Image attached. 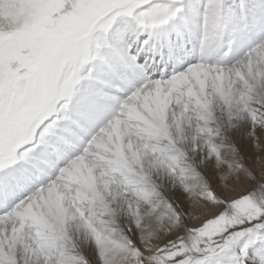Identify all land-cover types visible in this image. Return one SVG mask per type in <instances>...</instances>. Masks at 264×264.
I'll use <instances>...</instances> for the list:
<instances>
[{
    "label": "snow or ice",
    "instance_id": "1",
    "mask_svg": "<svg viewBox=\"0 0 264 264\" xmlns=\"http://www.w3.org/2000/svg\"><path fill=\"white\" fill-rule=\"evenodd\" d=\"M0 264H264V0H0Z\"/></svg>",
    "mask_w": 264,
    "mask_h": 264
},
{
    "label": "bare ground",
    "instance_id": "2",
    "mask_svg": "<svg viewBox=\"0 0 264 264\" xmlns=\"http://www.w3.org/2000/svg\"><path fill=\"white\" fill-rule=\"evenodd\" d=\"M237 126H238L239 128H243V127L246 126V122H244V121H240V122L238 123ZM240 146H241V148H242V150H243V144H241Z\"/></svg>",
    "mask_w": 264,
    "mask_h": 264
}]
</instances>
